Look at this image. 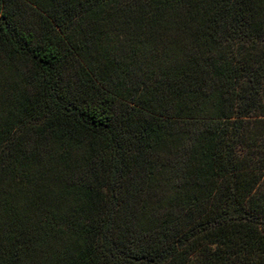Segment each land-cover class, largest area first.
Masks as SVG:
<instances>
[{"label":"trees","instance_id":"16d2710c","mask_svg":"<svg viewBox=\"0 0 264 264\" xmlns=\"http://www.w3.org/2000/svg\"><path fill=\"white\" fill-rule=\"evenodd\" d=\"M0 264H264V0H0Z\"/></svg>","mask_w":264,"mask_h":264}]
</instances>
